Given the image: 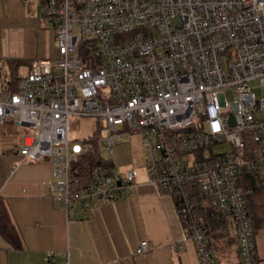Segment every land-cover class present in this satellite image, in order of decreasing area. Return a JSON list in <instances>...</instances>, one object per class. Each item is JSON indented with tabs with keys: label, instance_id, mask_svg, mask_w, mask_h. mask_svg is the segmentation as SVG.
Returning a JSON list of instances; mask_svg holds the SVG:
<instances>
[{
	"label": "built area",
	"instance_id": "2783aa9c",
	"mask_svg": "<svg viewBox=\"0 0 264 264\" xmlns=\"http://www.w3.org/2000/svg\"><path fill=\"white\" fill-rule=\"evenodd\" d=\"M42 11L56 55L31 58L16 90L0 86L21 160L47 159L59 203L87 208L130 195L139 169L119 172L101 151L139 134L146 183L173 190L198 264L216 262L193 190L228 213L240 263L256 264L240 179L264 167V0H48ZM80 117L93 132L72 137ZM94 148L96 163L74 164Z\"/></svg>",
	"mask_w": 264,
	"mask_h": 264
},
{
	"label": "crops",
	"instance_id": "0c3cea01",
	"mask_svg": "<svg viewBox=\"0 0 264 264\" xmlns=\"http://www.w3.org/2000/svg\"><path fill=\"white\" fill-rule=\"evenodd\" d=\"M43 1L48 0H38L41 10ZM25 2L0 0V6L24 7ZM42 15L52 21L51 27L43 26L44 19L40 23L46 29L45 46L38 44L35 52L28 54L24 49L25 19L0 11V64L4 59L16 60L27 71L31 58L46 57L53 51L52 56L56 55L55 21L46 12ZM20 36L22 45L18 44ZM8 129L13 133L5 134ZM20 143L11 119L4 117L0 122V196L5 199L22 247H11L0 234V264H47L49 256L53 264H198L172 198L147 184L144 172H138L127 197L94 198L87 208L71 201L65 208L53 189L50 163L47 159L21 160ZM108 158L114 166L113 159ZM226 231L212 241L211 253L216 264H240L234 230L230 226ZM143 239L147 240V251L138 254ZM256 248L257 264H264V230L256 232Z\"/></svg>",
	"mask_w": 264,
	"mask_h": 264
},
{
	"label": "trees",
	"instance_id": "16d2710c",
	"mask_svg": "<svg viewBox=\"0 0 264 264\" xmlns=\"http://www.w3.org/2000/svg\"><path fill=\"white\" fill-rule=\"evenodd\" d=\"M44 5L47 1H43ZM20 63L12 59H4L0 64V86L3 90L14 91L19 77L22 74H18V67ZM99 151L97 148L90 150L84 154L81 158L75 161L74 164L80 165L82 170H87L86 164L96 163L98 160H94L95 156H98ZM108 162L111 161L108 159ZM242 195L244 199L245 210L247 216L251 221V227L254 232L260 229H264V167L256 171H243L240 179ZM159 194H171L174 206L186 235L188 231L184 217L181 215L178 207V201L171 188L158 187ZM194 197V203L196 205L197 216L204 229V233L211 248V243L218 236L227 233V229H230L231 221L227 212L217 209L214 206L213 201L207 194L192 191ZM0 234L10 243L13 248H21L22 242L19 232L11 218L5 199L0 196ZM236 238V235H235ZM237 241V238H236ZM239 257V256H238ZM52 261L51 264H53ZM241 264V263H240Z\"/></svg>",
	"mask_w": 264,
	"mask_h": 264
},
{
	"label": "rangeland",
	"instance_id": "374dc122",
	"mask_svg": "<svg viewBox=\"0 0 264 264\" xmlns=\"http://www.w3.org/2000/svg\"><path fill=\"white\" fill-rule=\"evenodd\" d=\"M0 11L5 12L8 14V17H13L16 14L19 18L25 19L24 24L26 31L25 33V40L26 45L24 49L28 54H32L35 52L38 44H42L45 46L46 42V32L45 28L42 27L40 23L42 20H45L43 26L51 27L52 21L49 16L42 15V10L39 6L38 0H26L25 6L22 7L21 5H3L0 6ZM37 27V28H36ZM42 29V30H39ZM41 31V32H40ZM19 45L23 44L21 36L19 37L18 41ZM55 52L53 51L50 55L46 57H52ZM18 74H23L26 72V68L23 65H19L18 67ZM226 99L230 102L233 99V95L231 91H227ZM6 119L9 117H5ZM80 129L72 134V137H83L86 135H90L93 132V127L95 125V120L91 118H78ZM13 133L9 129L4 130V133ZM14 135V134H13ZM18 137L15 136V140ZM230 144L223 143L219 145V149H228L230 148ZM107 157L113 159L114 168L119 171L123 172L125 170V166L127 165H134L137 166L139 169L140 175L143 173V164L141 161V147H140V135L135 134L128 140H123L122 143L114 146L111 149L106 150L105 148L101 151ZM78 204V203H76ZM79 205V204H78ZM238 262V260L236 261ZM257 264V261H256Z\"/></svg>",
	"mask_w": 264,
	"mask_h": 264
},
{
	"label": "bare ground",
	"instance_id": "6f19581e",
	"mask_svg": "<svg viewBox=\"0 0 264 264\" xmlns=\"http://www.w3.org/2000/svg\"><path fill=\"white\" fill-rule=\"evenodd\" d=\"M144 172V171H143ZM57 263V262H56Z\"/></svg>",
	"mask_w": 264,
	"mask_h": 264
}]
</instances>
